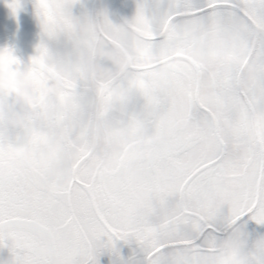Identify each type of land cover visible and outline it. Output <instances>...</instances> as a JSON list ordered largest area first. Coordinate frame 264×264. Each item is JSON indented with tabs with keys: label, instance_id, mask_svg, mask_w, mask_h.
<instances>
[{
	"label": "snow or ice",
	"instance_id": "1",
	"mask_svg": "<svg viewBox=\"0 0 264 264\" xmlns=\"http://www.w3.org/2000/svg\"><path fill=\"white\" fill-rule=\"evenodd\" d=\"M77 2L36 0L46 39L28 63L31 107L0 100L9 264H100L119 242L138 264H264V234L247 229L264 226V0H140L122 25L103 15L132 61L109 79L73 67L96 35ZM62 38L71 53L50 46Z\"/></svg>",
	"mask_w": 264,
	"mask_h": 264
},
{
	"label": "flooded vegetation",
	"instance_id": "2",
	"mask_svg": "<svg viewBox=\"0 0 264 264\" xmlns=\"http://www.w3.org/2000/svg\"><path fill=\"white\" fill-rule=\"evenodd\" d=\"M21 8L17 14L10 10L0 11V48H10L13 54L21 63H29L31 57L36 54L29 44L33 26H41L40 19L36 14V0H20ZM140 0H78L73 5L72 15L80 20L95 19L97 14L107 15L115 25H122L126 21L134 19ZM17 19L15 20V16ZM134 35L138 36V41L144 38V33L137 29ZM28 40V41H27ZM23 49L22 53L19 49ZM33 53V54H32ZM106 121L98 119L101 140L104 137V127ZM14 159V158H12ZM247 229L253 235L264 234V226L257 225L254 221H249ZM120 255L113 256L105 252L100 257V264H121V258L127 260L133 258L137 264L143 259L142 253L134 255L135 245L118 243ZM11 253L7 248H0V264H9Z\"/></svg>",
	"mask_w": 264,
	"mask_h": 264
},
{
	"label": "clouds",
	"instance_id": "3",
	"mask_svg": "<svg viewBox=\"0 0 264 264\" xmlns=\"http://www.w3.org/2000/svg\"><path fill=\"white\" fill-rule=\"evenodd\" d=\"M94 23L96 35L90 45L75 56L73 67L94 74L97 79L116 78L126 74L132 64L126 51L129 38L123 37L118 42L108 40L102 14H97ZM135 39L138 36L135 35ZM6 49L8 48H0V56L6 55ZM28 66V63H20L11 68L0 64V100H10L12 110L20 114L29 110L34 98L35 88L28 75ZM4 158L6 162L12 160L7 153Z\"/></svg>",
	"mask_w": 264,
	"mask_h": 264
},
{
	"label": "rangeland",
	"instance_id": "4",
	"mask_svg": "<svg viewBox=\"0 0 264 264\" xmlns=\"http://www.w3.org/2000/svg\"><path fill=\"white\" fill-rule=\"evenodd\" d=\"M10 2H11V0H0V11L3 12L7 9V10H10V12H12V10L7 6L8 3H10ZM44 39H46V38L43 36L42 27L33 26L31 37H30V39H28L31 49L36 51L38 45H40V43ZM50 46L53 47L54 50H56L57 52H59L60 54H63V55L69 54L72 51L71 43L64 38H62L60 41H57V42L51 44Z\"/></svg>",
	"mask_w": 264,
	"mask_h": 264
},
{
	"label": "water",
	"instance_id": "5",
	"mask_svg": "<svg viewBox=\"0 0 264 264\" xmlns=\"http://www.w3.org/2000/svg\"><path fill=\"white\" fill-rule=\"evenodd\" d=\"M17 15H18V13H17ZM17 15L15 16V20L17 19ZM19 51L22 53V51L24 52V50L21 48V49H19Z\"/></svg>",
	"mask_w": 264,
	"mask_h": 264
}]
</instances>
